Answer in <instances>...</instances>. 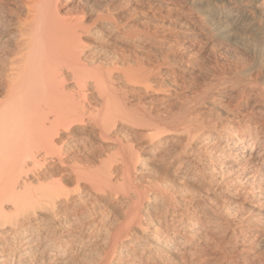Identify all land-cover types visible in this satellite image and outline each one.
Here are the masks:
<instances>
[{
	"label": "bare ground",
	"instance_id": "1",
	"mask_svg": "<svg viewBox=\"0 0 264 264\" xmlns=\"http://www.w3.org/2000/svg\"><path fill=\"white\" fill-rule=\"evenodd\" d=\"M221 39L264 49V0H0V264H255L246 223L227 233L212 202L264 203V71L216 57L209 79L184 75ZM111 41L131 61L102 63ZM129 123L144 146L104 152Z\"/></svg>",
	"mask_w": 264,
	"mask_h": 264
},
{
	"label": "rangeland",
	"instance_id": "2",
	"mask_svg": "<svg viewBox=\"0 0 264 264\" xmlns=\"http://www.w3.org/2000/svg\"><path fill=\"white\" fill-rule=\"evenodd\" d=\"M240 1H243L244 3H249L250 2V4H251L255 0H251V1L250 0H240ZM136 19H138V17ZM217 41H219L217 43H221V44L218 45L219 47L217 46L216 42H209V43L204 44V46L203 45L199 46L198 47L199 49L197 48V52L195 54L196 57L194 55L195 58L191 59L192 60V64H191L192 68H189L190 70L186 71L184 73V75L186 77L190 76V74H192V72L196 74L195 76H193L194 77L193 81L190 80L188 82V84L189 83L190 84L194 83L193 85L195 86V84L198 85V83H201L202 81L206 80L207 78L209 79L212 76V74H213L212 66H213L214 58H216V57H218V58L221 57L222 59H224V62H226L228 64H231V65L235 64L236 66L237 65L238 66L239 65L250 66V67L254 66L255 68H258L260 70V72L264 71V69H263L264 68V55H263L264 54V49L263 48L256 47V46L255 47L254 46L250 47V46H247V45L246 46H242V45H240L238 43H233L232 44V42L223 41V39L217 40ZM114 42H116V41H111L110 43L102 44L104 46V50H103V52H101V56H100L101 62L103 61L102 63L105 62L104 64H108L109 62H113L115 59H120L121 61L124 60V59L127 60V61L128 60L131 61L129 59V58L132 57V56H130L131 53L129 54L126 50H123L122 48H120L121 45L119 44V42H116V43H114ZM111 43H113V44L109 45ZM114 48L115 49H119V50L116 51V50H114ZM161 48H162V50L160 49V51L157 52V56L159 58H162V57L164 58L166 56H169L168 59H176L177 58L176 57L178 55L177 53H173L174 51L172 52V50H170V48L166 50V48H168L167 45H164ZM253 49H255V50H253ZM113 50H114V52L116 51L115 52L116 54H120V52H121L120 56L121 57L124 56V57L120 58L119 55L118 56L114 55L115 53L113 52ZM111 52H113V53H111ZM235 55H236V57H235ZM256 55H257V57H256ZM111 56H113V57H111ZM115 56L119 57V58H115L114 59ZM102 57H103V59H101ZM108 59L113 60V61H110ZM115 61H118V60H115ZM251 63H253V64H251ZM263 74H264V72H263ZM179 75L181 76V72H180ZM195 81H196V83H195ZM187 87L189 88V86H187ZM190 87H191V85H190ZM229 89L231 90V87L229 85L224 88V90H227V92L229 91ZM235 92H236L235 95H237L239 91L235 90ZM158 97H160V95ZM158 97H155V98L158 99ZM155 98H154L153 101L150 100L151 102H146L147 107L150 108L153 112H155V111H159V112L163 111V113L167 112L166 109L163 110V108H161L162 107V105L160 104L161 102L160 101H156ZM181 98L184 99L183 97H181ZM171 107H172V109L170 108L171 111H176L178 109L179 105H178V103H174V105H171ZM225 107L226 106L224 105V106L220 107L221 109L218 107L217 110H214V112L209 115V119L208 120L210 122H211V120L213 122L214 121L216 122L218 115H220L218 117V120L219 121L221 120V121L224 122V120L226 119V116H225L226 112L229 111L228 113H230L232 108H233V107H230V106L226 107V108ZM196 108H198V107H196ZM199 109H200V107H199ZM223 117H224V119H223ZM220 118H222V119H220ZM128 125H130V126H128ZM137 128L138 127H136L134 125H131L130 123L127 124V125L123 124L122 126H119L115 130L117 132V133H115L116 134L115 137H112L113 143H112V141H109V143H106V144L102 145V148H103L104 152H105V150H106V152L110 151L109 147L112 146L113 144L118 145V143H114L115 142L114 140L116 138L119 139L117 141H121L120 142L121 144H132V145H135L137 147H139V146L143 147L144 146V142H145L146 139L142 138V136H141V132L142 131H141V129H137ZM118 133H120V134L122 133V134L119 135ZM117 134H118V136H117ZM124 136H125V138H123ZM113 138H115V139H113ZM142 139L144 140V142H141V141H143ZM126 141H128V142L126 143ZM131 141H132V143H131ZM258 148H259V145H256L255 149L257 150ZM140 154H141V156H144V157L147 156L146 158H149L147 160V163H148L147 169H151L152 170V168H154L156 170V171L153 172L154 174L152 176H156L157 175V177L162 178L163 175H161V173H165V170H166V167L163 168L162 165L163 166H164V164L166 165V163H165L166 161L160 162V159L159 160H154V159L152 160V157L149 155V153H148V151L146 149L145 150H140ZM162 163H164V164H162ZM162 168L164 170H161ZM155 172H157V173H155ZM172 172H173V170L169 171L166 175L164 174L165 176L163 178L166 177L165 179H168L169 183H171L172 185L175 184V185L179 186V182L174 178V176L172 175ZM185 184H186V186L184 185V187H183V185H182V187L180 188L181 190L183 188H185V189H183V191H185V194H187V195H184L185 196L184 198H189L190 195H189L188 191H191V190H196V191L200 190V191H202V189H200V188H202L201 185H199V184H197L195 182H187ZM186 190H187V192H186ZM223 193H224V195L225 194H227V195L229 194L226 190H223ZM203 194L204 193L198 194V196H203L204 197L205 195H203ZM242 197H243V195H238V196L237 195H232V198H234V200H233V202L231 201V202H228V203L226 201H222V199H223L222 197H219V198L217 197V200L213 201L212 204L213 205L215 204V206H217V209L218 208H223V207L225 208L228 205L230 206V208H229L230 210L228 212V216L229 217H227L228 220L226 221V222H228L226 224V230H227L226 232L227 233L231 234V233L238 232L240 230V228H241L240 226L242 225V223L244 225L246 223V225H245V227H243V229L246 230V232H249V234H252L255 237V238H253V241L252 240L250 241L251 243L248 242L246 244V248L249 251L248 255L250 256V258H252V260L254 261L255 264H258V263L264 264V203L261 204L260 202L252 200L248 196H244L243 198ZM218 199H220L221 202ZM110 200H111L110 202L112 203V205H111L112 207L109 210L110 212L106 211V213L105 212L103 213V216H104V219H103L104 222L102 223L103 225L106 224L105 222H107V220H109V223H110V220L116 218L119 215V213H120L119 208H118L119 201L115 200V199H112V198ZM217 201H219V202H217ZM231 204H232V206H231ZM231 230H233V231L231 232ZM230 248L231 247L226 246L224 249L226 251H228V250H231ZM93 254H96V253H93ZM93 254H91L92 257L94 256ZM89 255H87L84 258V260H81L80 264H83V263L84 264L85 263L88 264L89 262H86V261H90V260L93 259ZM86 258H88V259L91 258V259L88 260ZM83 261H85V262H83Z\"/></svg>",
	"mask_w": 264,
	"mask_h": 264
}]
</instances>
